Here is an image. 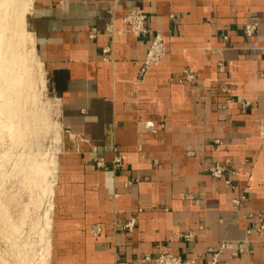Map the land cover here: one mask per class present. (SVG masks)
Segmentation results:
<instances>
[{
    "label": "crops",
    "instance_id": "1",
    "mask_svg": "<svg viewBox=\"0 0 264 264\" xmlns=\"http://www.w3.org/2000/svg\"><path fill=\"white\" fill-rule=\"evenodd\" d=\"M29 25L62 134L50 264H207L221 243L264 264V0H32Z\"/></svg>",
    "mask_w": 264,
    "mask_h": 264
},
{
    "label": "rangeland",
    "instance_id": "2",
    "mask_svg": "<svg viewBox=\"0 0 264 264\" xmlns=\"http://www.w3.org/2000/svg\"><path fill=\"white\" fill-rule=\"evenodd\" d=\"M31 6L0 0V264H50L62 134L29 25Z\"/></svg>",
    "mask_w": 264,
    "mask_h": 264
},
{
    "label": "built area",
    "instance_id": "3",
    "mask_svg": "<svg viewBox=\"0 0 264 264\" xmlns=\"http://www.w3.org/2000/svg\"><path fill=\"white\" fill-rule=\"evenodd\" d=\"M129 0H113L115 4L120 2H127ZM122 20L127 26L128 30L135 34L139 35L146 31V15L137 10L134 7H128L126 13L123 15ZM254 25H245L244 31L246 35H251L254 31ZM103 52L106 54L109 52L108 48H105ZM96 165L99 167L104 166V161L102 158L96 160ZM209 173L215 177L220 178L227 172V167L222 163H215L208 168ZM132 221L126 224V227H130ZM259 229L264 230V225H261ZM190 234L185 235V238H188ZM225 248V243H221L216 249H209L210 252V261L207 264H221V252ZM141 263L147 264H192V262L186 261L179 254H174L169 251L163 250L155 256L144 255L140 259ZM124 264V263H121Z\"/></svg>",
    "mask_w": 264,
    "mask_h": 264
},
{
    "label": "bare ground",
    "instance_id": "4",
    "mask_svg": "<svg viewBox=\"0 0 264 264\" xmlns=\"http://www.w3.org/2000/svg\"><path fill=\"white\" fill-rule=\"evenodd\" d=\"M32 1V0H31ZM30 3V2H29ZM27 7V6H26ZM27 9H28V7H27ZM18 25V24H17ZM19 25H20V23H19ZM72 156V155H71Z\"/></svg>",
    "mask_w": 264,
    "mask_h": 264
}]
</instances>
